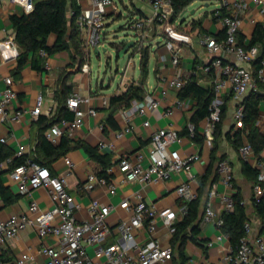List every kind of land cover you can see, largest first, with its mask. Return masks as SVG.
<instances>
[{
  "label": "built area",
  "instance_id": "1",
  "mask_svg": "<svg viewBox=\"0 0 264 264\" xmlns=\"http://www.w3.org/2000/svg\"><path fill=\"white\" fill-rule=\"evenodd\" d=\"M11 4L19 7L23 13L34 10L39 0H9ZM152 10L150 18L139 17L129 12L127 28L135 35V46L131 53L127 67L123 69L124 76L128 67L135 65V57L142 60V49L146 48L150 39V27L157 23L160 27L168 26L174 19V6L171 0H143ZM208 2L219 1L221 5L214 12V17L222 22L225 37L218 39L206 33L199 36L198 42L207 53L212 56L211 61L205 65H196L193 69L194 76L203 72L211 77L214 87V100L210 106V115L206 119L204 137L209 142L214 139L218 124L222 121L223 107L227 97L232 98L235 106V122L238 128L243 127L245 119V99L248 95L260 92V85L264 84V61L257 73L254 64L260 56V48L250 46L252 36L244 33V24L249 20L252 26L263 24L254 12L264 21V0H205ZM80 11L70 10L69 17H75V28L84 35L83 50L88 57L92 52L106 50L109 41V27L120 17L123 9L115 0H77ZM82 3H85L82 6ZM3 1L0 0V7ZM226 10L223 15L222 10ZM166 50L172 56L173 65L177 66L181 59V48L173 41L165 42ZM3 54L13 59H19L20 47L16 35H9L6 41L0 43ZM132 51V52H131ZM128 53V54H129ZM97 54V53H96ZM98 54V55H99ZM46 56L45 53H42ZM0 62V123H19L24 117V112L12 111L16 100L14 79L12 76L4 77ZM90 64L81 67L84 73L90 72ZM123 76V77H124ZM189 78L162 77V83L176 90L178 93L186 86ZM125 84V78L122 79ZM93 97L84 95L75 90L67 99V107L74 112L73 120L62 119L47 130L45 136L54 145L68 134L73 136L79 129L85 117L96 116L97 108L93 106ZM43 95H39L35 107L31 111L33 117L39 118L43 114ZM264 103V102H263ZM262 103V104H263ZM90 105L89 111L81 108ZM161 102L152 95H148L138 108L139 115L148 116L160 108ZM195 102L191 99L178 98L174 108L182 111H193ZM174 109L166 115L171 116ZM146 127L151 123L146 120ZM103 129V126H101ZM190 133L187 137L192 140L195 135V126L188 123L186 127ZM131 131L125 130L117 133V138H123ZM181 134L169 128H155L151 136V150L124 153L108 168L110 176L100 177L98 172H90L86 181L80 185L79 191L87 194L97 189H103L107 194L115 196L121 187L127 183H138L141 186L156 184L171 179L175 174H191L195 162L200 156L183 158L178 150L173 149L175 144L181 143ZM6 143L7 139H1ZM115 150V143H102L99 151L106 149ZM243 161L248 162L259 171L257 183L254 185L256 198L264 196V160L259 159L252 146L244 142L239 149ZM25 156L24 147L15 153L14 157ZM264 157V153L262 155ZM12 160L0 166V170ZM66 171L54 174L48 167L28 160L11 171V177L16 181L18 192L31 198L28 213L14 214L7 220H0V244L6 245L17 239L24 230H33L41 240L51 239L53 242L43 246L38 254L24 253L15 264H170L174 258L172 243L164 245L157 238L159 224L167 229L169 235L174 237L177 233V224L188 213L189 202L198 198V191L191 188L189 183L181 184L176 193L183 203L177 210L173 208L157 209L155 205L148 204L142 195L136 194L134 198L123 199L119 205L107 204L99 199L92 200L88 205V219H80L79 213L84 209L74 195L70 193V179L75 173L76 165L69 157H65ZM220 181L229 189L234 190V172L231 164L224 160L219 164ZM120 174V180L113 178ZM40 189L48 192L52 208L44 210L38 201L33 199V193ZM211 190L209 198L215 195ZM225 212L233 211L234 201L230 195L225 197ZM121 209L128 214L127 218L120 219L116 224L110 221L111 215ZM222 214H218L212 204L208 202L202 219L201 226L213 224L220 231L224 226ZM246 235L236 252L226 256L228 264H264V238L254 236L253 226L248 223L245 228ZM228 237L224 233L218 238ZM214 246V242L208 244ZM38 255L44 257L39 262Z\"/></svg>",
  "mask_w": 264,
  "mask_h": 264
},
{
  "label": "crops",
  "instance_id": "2",
  "mask_svg": "<svg viewBox=\"0 0 264 264\" xmlns=\"http://www.w3.org/2000/svg\"><path fill=\"white\" fill-rule=\"evenodd\" d=\"M2 1L3 5L0 7V43L6 41L9 35H16L11 17L24 14L19 7L11 4L9 0ZM75 1L77 2V0ZM202 2L208 3L204 8L215 4L217 9L221 5L219 1L208 2L203 0ZM193 4L194 2L190 6ZM84 5L85 3H82V6ZM131 5V10L125 7L128 13L131 12L139 17L145 18H150L153 15L151 8L143 0H135V2L132 0ZM215 10L202 12L200 15H197L194 11L192 12L194 18L191 21L184 18L186 14L183 16L185 13L183 12L180 15V23L174 20L165 27H160L157 23H154L150 27L151 39L147 45V48H149L148 54L146 55L148 57L147 75L143 73L142 60H140L139 66L135 63V65L128 67L125 76L123 72L121 74L118 70L117 72L120 73V82L109 94L106 93V89L108 88H104L103 84L96 83L94 85L92 57H88L83 50L84 35L77 30L79 39L82 41L83 58H77L74 55L75 51L73 48L70 51L45 56L46 71L44 72L34 70L31 61L19 70L18 59L8 57L0 49L2 75L4 77L12 76L14 79L16 100L12 106V111L24 112V117L19 123H0V141L3 138L7 139V142L4 144L13 152L14 156L20 147H24L27 157L39 158L54 174L65 172V157L71 158L76 165V169L70 179V193L84 205L85 209L79 213L80 219L89 218L87 207L92 200L99 199L104 203L117 206L123 199L134 198L137 193L142 195L148 204L155 205L157 209L173 208L177 210L183 203L182 199L176 193L177 188L181 184L189 183L195 191L200 189V181L206 175L211 165L214 140L209 142L207 139H204L202 144H197L191 139L183 137L181 143L173 146V149L178 150L183 158H190L196 155L200 156V160L194 163L191 174H175L167 181L147 186H141L138 183H127L121 187L115 196L105 193L103 189H97L91 193L84 194L79 191V187L86 181L90 172H99L101 170V165L88 153L89 150H97L100 144L112 142L116 144L115 150L108 148L100 152L103 155H108L112 162L115 163L120 155L124 153L136 152L138 150H151V136L155 128L163 129L171 127L180 134L186 129L194 111H182L174 108L175 102L179 98V93L163 84L161 79L163 76L169 78H190L196 65H205L211 61L212 56L199 45L198 39L202 33L209 34L218 39L225 37L222 22L213 15ZM254 15L260 19V22L264 23L257 12H254ZM243 28L245 34L252 36L256 26H252L250 21L246 20ZM168 40H173L181 48V59L177 66L173 65L172 56L165 48V42ZM54 41L55 37H50V44H53ZM151 59H153L152 69ZM85 63L90 64L91 69L89 73L81 71V67ZM196 77L199 85L203 87L211 85V77L209 75L200 72ZM123 78H125L124 85L121 84ZM64 86L71 88L69 95L73 91L78 90L84 95L92 96L94 99L92 105L97 108L98 113L96 116L85 117L82 126L75 131L73 136L66 134L60 139L59 144L63 140H66L68 143L64 154L53 160L46 158L44 153L39 149L41 136L39 119L42 116L49 119L58 117L59 104L55 100V94L57 92L63 93ZM111 86L112 83L108 87ZM132 86H139L143 89V98L132 101L130 107L120 109L112 107L111 99L115 96L123 95ZM39 95H43L44 97L43 114L39 118H36L32 116L31 111L35 107ZM148 95H152L158 99L161 105L155 112L150 113L146 117H142L139 115L138 108ZM231 104L232 108L226 121L228 131H231L233 128L234 130L240 129L236 126L234 118L236 105L233 102ZM65 107L67 111L73 114V118L62 117L61 120H73L75 114L67 107V102ZM81 108L89 111L90 105H82ZM171 109H174L173 115L167 116L166 113ZM146 120L151 123V127L144 125ZM205 125L206 120L201 122L199 127V133L203 137ZM101 126H103V129ZM258 126L264 131V103L261 105V117ZM126 127L130 128L131 131L123 138L118 139L117 133L125 130ZM245 142H247L246 139ZM218 156L220 158L223 157L233 168L234 182L237 188L241 189L244 202L248 208V214L250 215L254 231L253 235L264 238V224L260 223L254 215L252 206L254 183L244 174V162L239 150L234 149L232 143L226 139H222L219 142ZM3 169V182L16 197L12 203L7 204L0 196V220H7L14 214L28 213L31 198L21 195L18 192L17 183L11 177L9 165L7 164ZM113 178L120 180V174L117 172ZM210 190H214L216 193L208 201L218 214L223 215L226 208L224 203L225 197L230 195L233 197L236 189H229L219 180L210 187ZM210 190L208 189V191ZM33 199L38 201L40 207L44 210L52 208L50 196L44 189L35 191L33 193ZM206 202L207 199H205ZM203 213L204 208L202 209V215ZM127 217L128 214L118 208L111 215L110 221L112 224H116L120 219ZM221 235L222 232L213 224L201 226V231L197 237L198 243L188 241L185 245L186 260L183 261L178 251L174 250V258L170 264H228L226 262V256L232 252V245L228 237H223L219 240L218 238ZM157 238L164 245H169L172 243L174 237H171L167 229L160 223ZM52 242L51 239L41 240L33 230H24L13 242L6 245L0 244V264H15L16 260L22 254H38L43 246L51 244ZM210 242H214L213 247L208 246ZM37 259L39 262L44 261V257L40 255H38Z\"/></svg>",
  "mask_w": 264,
  "mask_h": 264
},
{
  "label": "trees",
  "instance_id": "3",
  "mask_svg": "<svg viewBox=\"0 0 264 264\" xmlns=\"http://www.w3.org/2000/svg\"><path fill=\"white\" fill-rule=\"evenodd\" d=\"M174 6V18L183 13L193 2L197 0H171ZM73 9L77 13L80 11L75 0H39L35 4V8L30 13H24L22 15H14L11 17V21L16 34V41L20 47L21 54L18 59L19 70H21L29 61H31L32 68L38 72L46 71L45 53L46 56H52L64 51H70L74 49V55L77 58H83L82 41L79 39V34L76 31L75 17L70 18V10ZM223 15L226 14V10H222ZM215 14V12H213ZM55 37L53 44H50V37ZM114 49L119 56L120 52L126 46L123 44H113ZM250 46H257L260 48V56L254 64V71L257 73L264 61V25L258 24L254 30ZM148 57H145L143 62V73L147 75L148 69ZM70 87L64 86L63 93L57 92L55 94V100L59 104V115L57 118L49 119L47 117H40V141L39 149L44 156L48 159H57L64 154V150L67 146V141L63 140L61 144H52L45 136V132L50 129L54 124L61 121L62 117L69 119L73 118V114L66 110L65 104L70 96ZM260 92L250 94L245 99V119L243 127L237 130L234 128L231 131L227 130L226 121L229 117L232 98L227 97L225 105L223 107L222 121L218 124L214 133V148L211 155V165L205 176L200 181V189L198 190V198L187 204L188 213L177 224V233L175 234L172 246L174 250H177L179 256L186 260L185 245L188 241L198 243V235L201 231V223L205 213V209L209 200L210 187L220 180V174L218 171L219 164L224 161L223 157L218 156L219 142L222 139H226L234 149L239 150L245 142L252 146L256 156L259 159H263L264 153V131L258 126L261 117V105L264 102V84L260 85ZM143 89L139 86H132L123 95L115 96L111 99V105L115 108L130 107L132 101L140 100L143 98ZM69 95V96H68ZM179 97L182 99H191L195 102L194 114L190 119V123L195 126V135L192 138L197 144H202L205 137L199 133V127L201 122L206 120L210 115V106L214 100V87L209 85L203 87L199 85L197 77L192 75L186 84V86L179 93ZM59 121V122H60ZM182 137H189L190 133L186 128L182 133ZM89 155L101 165V170L98 172L100 177L110 176L107 173L109 167L113 162L108 155H103L97 150H89ZM12 160L9 163V170L12 171L16 167L24 164L28 160L37 162L43 166L45 164L40 161L39 158H29L26 155L23 157H14L13 152L0 141V166ZM244 174L246 177L254 183H257L259 171L255 169L251 164L243 161ZM217 164V167H216ZM47 167V166H46ZM4 172L0 170V196L2 200L9 204L12 203L16 197L12 194L10 188H8L2 179ZM234 189L236 193L233 195L234 209L230 212H224V226L221 228V232L228 236L232 245V251L236 252L241 240L246 235V225L251 223L250 215L248 214V208L244 202V198L241 193V189L237 188V185L233 181ZM208 189L210 191H208ZM207 196V197H206ZM205 199L207 202L205 203ZM252 206L254 209V215L264 224V196L256 198L253 194ZM204 213L202 215V209ZM252 224V223H251Z\"/></svg>",
  "mask_w": 264,
  "mask_h": 264
},
{
  "label": "rangeland",
  "instance_id": "4",
  "mask_svg": "<svg viewBox=\"0 0 264 264\" xmlns=\"http://www.w3.org/2000/svg\"><path fill=\"white\" fill-rule=\"evenodd\" d=\"M131 1L132 0H115V2L123 9V17L116 20L115 23L109 27V41L106 47L107 51L102 49L99 55L93 51L91 55L94 85H96V83L103 84L104 88H108L106 89V93L108 94L118 86L120 82V73L122 74L123 69H125L131 55V53H129L125 57L120 58L117 51L114 49L115 47L113 44H127L129 42H134L135 40V35L127 28L129 13L125 9V7H128L130 10L132 9ZM202 1L203 0L196 1L192 6L188 7L184 18L191 21L194 18L192 15V12L194 11L197 15H200L202 12H211L216 9L215 4L208 8H204V6L208 3H203ZM177 21L180 23L181 18L178 17ZM148 51L149 48L147 47L142 49V63L144 62ZM152 60L153 59H151V69L153 66ZM135 62L137 66H139L140 56L135 57ZM118 70L120 73L117 72ZM111 83L112 86L108 87Z\"/></svg>",
  "mask_w": 264,
  "mask_h": 264
},
{
  "label": "water",
  "instance_id": "5",
  "mask_svg": "<svg viewBox=\"0 0 264 264\" xmlns=\"http://www.w3.org/2000/svg\"><path fill=\"white\" fill-rule=\"evenodd\" d=\"M185 13L183 14V16L187 13L186 10L184 11ZM135 46V42H129L126 44V46L123 48V50L120 52L119 57L123 58L125 57L129 51ZM97 54H99V51H96Z\"/></svg>",
  "mask_w": 264,
  "mask_h": 264
}]
</instances>
